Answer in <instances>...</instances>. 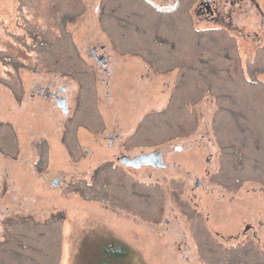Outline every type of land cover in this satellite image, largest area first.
<instances>
[{
    "label": "rangeland",
    "instance_id": "rangeland-1",
    "mask_svg": "<svg viewBox=\"0 0 264 264\" xmlns=\"http://www.w3.org/2000/svg\"><path fill=\"white\" fill-rule=\"evenodd\" d=\"M151 1L162 7L176 5V0ZM84 2L86 13L70 23L68 30L93 73L96 104L105 128L99 132L80 128V149L73 155L63 136L66 120L79 108L78 82L60 73L19 67L24 86L20 98L0 83V121L10 123L19 138L15 158L0 151V239L8 219L33 217L44 222L60 215L64 218L62 264H204L191 233L197 216L223 245L253 241L264 251V184L246 181L240 188L228 189L214 179L220 170L221 148L214 134L217 104L212 96L207 94L197 104L200 125L193 133L158 145L147 142L127 148L143 117L167 106L177 71L157 72L143 57L119 50L101 27V0ZM217 2L220 15L211 16L199 0L191 9L194 25L198 29L222 27L234 35L244 70L264 45V0ZM17 9L18 0H0V50L29 61L32 55L5 34L23 32L17 24ZM97 56L108 59V65L98 62ZM7 71L0 62V76ZM256 78L264 83V72ZM48 92L66 97L67 116L56 106L55 97H45ZM41 141L48 143L50 153L43 169L37 165ZM175 147L184 151L177 152ZM158 150L166 156V167L132 168L118 162L122 156L134 158ZM108 162L162 190L161 218L150 221L140 213L107 208L67 191L73 181L91 180ZM56 179L59 184L54 186Z\"/></svg>",
    "mask_w": 264,
    "mask_h": 264
},
{
    "label": "trees",
    "instance_id": "trees-1",
    "mask_svg": "<svg viewBox=\"0 0 264 264\" xmlns=\"http://www.w3.org/2000/svg\"><path fill=\"white\" fill-rule=\"evenodd\" d=\"M198 2L176 0L174 7H162L151 0H101V27L119 50L143 57L157 72L177 71L167 106L143 117L127 140V148L147 142L158 145L193 133L200 125L196 106L208 94L217 104L213 127L221 148L220 170L214 179L228 189L240 188L246 181L264 184V83L256 78L264 72V45L243 70L234 35L222 27L198 29L194 25L191 9ZM85 6L84 0H18L17 24L23 32L5 34L32 59L23 61L0 50V62L8 68L0 83L19 98L24 94L19 67L60 73L79 83V108L66 120L63 136L73 155L80 149V128L94 132L105 128L96 104L93 73L68 30L70 23L86 13ZM40 146L37 165L43 169L48 164L49 145L41 141ZM0 151L12 158L19 151L16 130L3 121ZM67 191L107 208L140 213L150 221L161 218L165 204L158 186L137 181L112 162L99 167L89 181H73ZM4 230L0 264H62V216L44 222L33 217L11 218L5 221ZM191 233L204 264H264V251L255 242L225 246L200 217H193Z\"/></svg>",
    "mask_w": 264,
    "mask_h": 264
},
{
    "label": "water",
    "instance_id": "water-1",
    "mask_svg": "<svg viewBox=\"0 0 264 264\" xmlns=\"http://www.w3.org/2000/svg\"><path fill=\"white\" fill-rule=\"evenodd\" d=\"M211 1L213 0H206L208 7L210 6ZM96 60L102 63V65L105 67L108 65L109 62L108 59L100 58L98 56L96 57ZM63 92H65L64 89ZM56 106L62 111L64 116H67L69 114L70 106L65 96L62 95L56 97ZM174 149L181 151L184 149V147H175ZM118 162L124 167L141 168L142 166L151 165L156 168H163L166 167V156L164 155V152L158 150L150 154H142L134 158H130L129 156H122L118 158ZM58 184V179H56L53 182V185L57 186Z\"/></svg>",
    "mask_w": 264,
    "mask_h": 264
},
{
    "label": "flooded vegetation",
    "instance_id": "flooded-vegetation-1",
    "mask_svg": "<svg viewBox=\"0 0 264 264\" xmlns=\"http://www.w3.org/2000/svg\"><path fill=\"white\" fill-rule=\"evenodd\" d=\"M201 1V5L202 6H205V8L208 10V12L211 14V16H217V15H220V13H219V3L217 2L218 0H214V1H212L211 3H210V6L208 7V5H207V3H206V0H200ZM213 6H214V8H213ZM202 9V8H201ZM216 18V17H215ZM217 20V19H216ZM96 55V54H95ZM94 55V56H95ZM48 95L49 96H53V97H57V96H60V95H58L57 93L56 94H53V93H50V92H48V94L45 96L46 98L48 97ZM173 150H175V149H173ZM175 151H179V150H175ZM182 151H184V149L183 150H181L180 152H182Z\"/></svg>",
    "mask_w": 264,
    "mask_h": 264
},
{
    "label": "bare ground",
    "instance_id": "bare-ground-1",
    "mask_svg": "<svg viewBox=\"0 0 264 264\" xmlns=\"http://www.w3.org/2000/svg\"><path fill=\"white\" fill-rule=\"evenodd\" d=\"M214 1V0H213ZM212 2V1H211ZM151 166V165H150Z\"/></svg>",
    "mask_w": 264,
    "mask_h": 264
}]
</instances>
